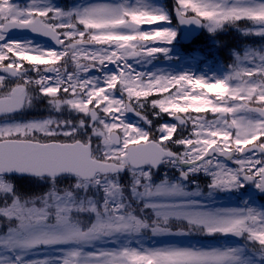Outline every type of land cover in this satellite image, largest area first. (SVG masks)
Segmentation results:
<instances>
[{"label":"snow or ice","instance_id":"obj_1","mask_svg":"<svg viewBox=\"0 0 264 264\" xmlns=\"http://www.w3.org/2000/svg\"><path fill=\"white\" fill-rule=\"evenodd\" d=\"M181 26L261 43L229 49L222 74L137 70L178 59ZM218 192L244 195L218 207ZM252 192L264 196V0H0V264H264ZM193 235L242 243H145Z\"/></svg>","mask_w":264,"mask_h":264},{"label":"rangeland","instance_id":"obj_2","mask_svg":"<svg viewBox=\"0 0 264 264\" xmlns=\"http://www.w3.org/2000/svg\"><path fill=\"white\" fill-rule=\"evenodd\" d=\"M61 1L64 2L65 0H61ZM15 2L24 4L26 2H30V0H15ZM54 2L58 6L68 7L74 3L89 2V0H73V2L71 4H69V2L66 4H60L57 2V0H54ZM155 2L161 3L159 0H155ZM165 5H167V4H165ZM180 33H181V30H180ZM234 33H235V31L230 29L226 32H222V33L217 34L215 36L216 38L213 39L204 30L203 33H201L195 39V41L188 43L182 47L179 46L180 41H179V35H178L177 41L174 42L175 48L172 52V55L174 57H178V59L164 60L163 58H160V59L155 60L153 62V64H151V65L141 64V65H136V67H144V71H148V70H151L152 68L159 67V68H164L167 70H176V71L190 70V71L196 73L197 75L205 74V75L210 76L213 73L222 74L226 70V66L233 63L232 57H231V60L226 61L227 60V57H226L227 54L226 53H228L229 49L235 48L242 55L244 47L248 46V44L246 45L244 43H239L238 40H234L233 37L237 36V35H234ZM18 38L32 39L31 37H28V36H21ZM209 40L213 43H216V41H218L219 42V44H218L219 48L218 47H211V45L209 44ZM220 40H221V42H220ZM229 41H232L231 46L233 48L227 47ZM35 42L44 44V43L37 41V40H35ZM236 44L238 46H236ZM199 45H201V48H209V46H210V48L213 50L212 52L215 56H219L216 54L219 51L222 52L220 54L221 57L219 56L216 60H212V58L208 54L205 55L203 52L197 50ZM47 46L51 47L49 45H47ZM194 53H199V57L197 60L190 59V57ZM69 70L71 71L72 68H70ZM35 114H36L35 112H29L20 118L30 119ZM127 118L130 122L137 120V117H135L133 115H129V114H127ZM208 118L211 119L212 118L211 115H209ZM166 121H170V118L167 115H165L158 122L163 123ZM199 182L203 186V185H206L208 183V179L206 177H204L203 174H201V176L199 177ZM20 184H21V187L24 191H38L39 190L37 186L29 183L27 180L20 181ZM250 192H251V190H250ZM251 194L253 195V203L255 206H257V207L264 206V196L255 195L254 192H252ZM243 195H244V193L235 194V193H231V192H218L215 194L214 197L209 199V203L213 204L214 206H218V207L238 206L240 203V199L242 198ZM145 243L147 246H150V247L151 246L158 247V246H162L164 244H169V243L178 244L180 246H189L192 244H199L200 246H204V247H212V246H220L223 244L235 246L238 243H242V241L237 240V239H226V238H224V236H221V235H217V236L193 235V236H156V237H153L152 239H148L147 237H145ZM100 246L108 247V248L115 247V245H113L111 242H108L104 245H98V247H100ZM44 251H49V250H46V249L42 250V252L40 254L42 255V253Z\"/></svg>","mask_w":264,"mask_h":264},{"label":"water","instance_id":"obj_3","mask_svg":"<svg viewBox=\"0 0 264 264\" xmlns=\"http://www.w3.org/2000/svg\"><path fill=\"white\" fill-rule=\"evenodd\" d=\"M182 27L184 29V33H183V36H182V39L184 41L190 40L193 36L198 34V32L200 31V29L197 28L196 26H182ZM185 33H191V36L188 39H185ZM20 35H30V36L35 37V38H40V39H43V40L51 41L49 38H46V37H43V36L34 35L28 30H22V31H19V32L16 31V30H12V32H11V36L16 37V36H20Z\"/></svg>","mask_w":264,"mask_h":264},{"label":"bare ground","instance_id":"obj_4","mask_svg":"<svg viewBox=\"0 0 264 264\" xmlns=\"http://www.w3.org/2000/svg\"><path fill=\"white\" fill-rule=\"evenodd\" d=\"M157 68H159V67L152 68L151 70H155ZM137 70L144 71V67H137Z\"/></svg>","mask_w":264,"mask_h":264}]
</instances>
